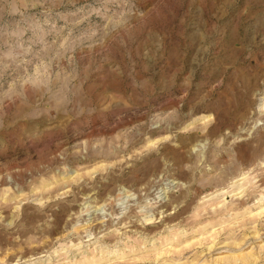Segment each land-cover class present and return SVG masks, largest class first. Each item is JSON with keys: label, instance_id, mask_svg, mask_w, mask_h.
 <instances>
[{"label": "rangeland", "instance_id": "374dc122", "mask_svg": "<svg viewBox=\"0 0 264 264\" xmlns=\"http://www.w3.org/2000/svg\"><path fill=\"white\" fill-rule=\"evenodd\" d=\"M218 1L0 0V264H264V6Z\"/></svg>", "mask_w": 264, "mask_h": 264}, {"label": "bare ground", "instance_id": "6f19581e", "mask_svg": "<svg viewBox=\"0 0 264 264\" xmlns=\"http://www.w3.org/2000/svg\"><path fill=\"white\" fill-rule=\"evenodd\" d=\"M237 0H233V4L236 3ZM218 4H221V1H218ZM264 6V0H248V4L246 3L247 7L245 9V11L241 14H238L235 19H236V26H235V30L239 31V29L242 27V25L244 24V18L247 17L249 18L251 15L255 14L253 13L260 5ZM219 6V5H218ZM215 7V6H214ZM220 9V8H219ZM177 16V15H175ZM176 19V18H175ZM184 19V18H183ZM205 20L206 22H212L213 18H211L209 13H205L202 15V20ZM259 28L264 29V22L261 21L260 23H258ZM185 26L180 23L178 26H176L175 28V37L174 39L177 40L178 44H179V48H182L183 46L187 45L188 43H191L188 39V37L185 35ZM165 44V43H164ZM229 47V46H228ZM164 49V48H163ZM243 51V49H241ZM255 94V93H254ZM252 95V94H251ZM245 179V178H244Z\"/></svg>", "mask_w": 264, "mask_h": 264}]
</instances>
